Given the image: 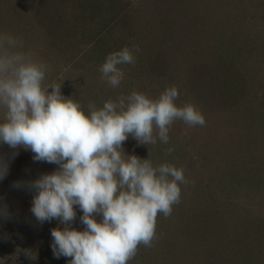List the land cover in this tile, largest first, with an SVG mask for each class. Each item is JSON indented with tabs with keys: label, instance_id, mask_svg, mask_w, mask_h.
Segmentation results:
<instances>
[{
	"label": "rangeland",
	"instance_id": "1",
	"mask_svg": "<svg viewBox=\"0 0 264 264\" xmlns=\"http://www.w3.org/2000/svg\"><path fill=\"white\" fill-rule=\"evenodd\" d=\"M153 1L159 2L161 9L165 6V0ZM123 2L126 4L123 12L127 11L132 18L133 25H130L131 29H129L131 32H126L120 27L111 28L113 21L109 19L110 15H107L106 19L101 21L105 28L102 24H98L95 27L91 26V31L86 28L83 35L79 33V36L82 35V40H78L79 43L74 45L75 50L85 53L91 74L96 68L95 75L101 79L99 68L107 55L128 47L133 50L135 63L119 66L124 72V79L116 87V93L129 95L136 91L152 99L158 98L163 90L157 89L158 84L150 82V75L145 71L149 68L146 59L153 52L157 53V50H163L166 44L172 43V37L162 33L158 23L147 22L151 16L150 6L143 4L144 2L148 4L147 0ZM219 2L223 3L220 9L228 6L230 9H233L231 7L233 6L234 9L225 12L227 17L222 18L218 16L220 10L216 16V21H219L218 26L212 30L197 32L198 36L192 34L191 45L182 46L176 57L180 55L182 69H186L188 65L191 67V64L193 67L198 64L199 71H207L213 61L225 59L224 53H227L226 47L229 44L236 43L237 51L226 56V59L232 61L233 67H230L229 72L224 71L227 74H234L233 78L242 82V86L244 84V87L236 90L238 97L230 101V106L234 105L233 103L238 104L237 109L227 106L222 99L218 100L224 103L226 107L224 110L219 106L218 110L213 111L211 108L214 104H210L209 107L205 102L196 103L194 93L186 86H181L180 81L177 80L174 85L179 91L177 105L193 104L204 116L205 125L189 127L177 120L170 127L167 144L160 142L159 139L155 145L138 144L131 135L123 142L122 147L126 154L149 159L154 166L170 163L183 168L188 181L186 185H180V202L173 205L171 215L165 218L162 214H158L157 239L153 241L152 247L143 248L141 245L138 248L135 257L130 261L134 264H225L220 257L225 260L231 259L235 264H243V261L246 264L261 263H256L257 260L259 261L258 257L250 258V253L239 256L237 250H248V246H255L260 240H264V228L259 229L264 226V16L262 17L264 11H261L264 9V0H219ZM69 3L67 1L65 6L69 7ZM258 4H262L261 9L258 8ZM235 6L238 7L235 9ZM31 8L32 4H26L24 0H0V34L8 32L13 38L23 41L22 49H15L16 51H24L25 47L28 53L31 51L40 55L44 53L40 58L50 56L49 61H53L54 55H50V50L43 49V45L36 41L38 28L32 25L34 24L32 21L24 20L26 15H31ZM196 13H193L195 15L192 19L195 20L191 21L189 29L193 26L194 30L197 21L204 18L202 12ZM235 18L239 19L235 21ZM19 30L30 32L32 37H26L25 32H23L25 37L16 35ZM152 34L156 38H152ZM205 35L207 37L204 39ZM206 40L209 41L213 51L207 50L195 61L191 60L196 54L190 51L195 47H208ZM222 43H225V46ZM215 44L218 45L219 50L216 49ZM137 47L139 52L135 51ZM63 59L60 58L59 65L65 62ZM50 65H53V62ZM53 68L51 66L50 73L46 72L48 74L45 79L50 78L55 70L57 74L60 72L61 78L56 83H61L62 94L74 90L81 95H88L87 89L89 91L96 86L93 85L96 79H88V75L77 77L61 69V66L58 69ZM68 77L72 81L69 82ZM100 81L105 83L102 79ZM96 82L98 86H102L98 81ZM98 86L95 90L103 91ZM104 93L106 96H102L99 102H92L97 108L110 100L109 95ZM2 116L3 113L0 112V119ZM170 147L174 148V151L171 155H166V150ZM16 151L15 155L23 152H30L33 155L30 150L23 148ZM12 153L13 150L7 145L0 144V155L10 157L14 162ZM45 164L48 167L47 173L57 168L55 164L46 162ZM32 166L27 165L31 170ZM8 177L10 178V175ZM23 193L25 192L20 193V198ZM14 199L0 195V205H5L8 210L7 218H0V264H31L32 259H27L23 250L34 252L37 258L35 261L38 260L37 251L41 250L36 246L35 231L30 218L27 224V216L31 214V203L30 206L15 204L12 203ZM25 202H29L28 198H24ZM18 209H20L19 213ZM74 209L76 219L70 226L82 231L85 228L79 219L82 212L77 206H74ZM18 215L21 216L20 219ZM13 216H16L21 223L15 224L10 219ZM33 219L36 220L34 216ZM100 219V216L96 217L97 222ZM194 219L198 222V227H183ZM233 248L238 249L229 256ZM255 248L259 255L262 253L260 258L264 262V253L259 249L264 248V242ZM237 254L239 257L235 258Z\"/></svg>",
	"mask_w": 264,
	"mask_h": 264
},
{
	"label": "clouds",
	"instance_id": "2",
	"mask_svg": "<svg viewBox=\"0 0 264 264\" xmlns=\"http://www.w3.org/2000/svg\"><path fill=\"white\" fill-rule=\"evenodd\" d=\"M22 47V41L0 34V144L13 156L20 148L30 150L34 161L57 168L13 187L33 193L30 211L36 221L63 225L51 229L55 257L70 258L68 264H129L141 245L153 246L158 214L171 215L180 202V185L188 181L183 168L154 166L126 154L123 142L131 135L138 144L155 145L157 139L167 144L175 121L195 127L204 126L205 118L191 103L177 105L176 86L155 99L133 91L100 108L89 103L86 115L80 103L61 93V83L44 85L48 66L15 50ZM134 63L128 47L110 53L99 68L101 79L116 88L124 79L119 66ZM173 151L168 148L166 155ZM8 171L9 159L0 155V180ZM74 206L82 212V231L69 227L76 219ZM7 216L0 205V218Z\"/></svg>",
	"mask_w": 264,
	"mask_h": 264
},
{
	"label": "trees",
	"instance_id": "3",
	"mask_svg": "<svg viewBox=\"0 0 264 264\" xmlns=\"http://www.w3.org/2000/svg\"><path fill=\"white\" fill-rule=\"evenodd\" d=\"M24 1L26 2V4L28 3L32 4V8L30 12L31 15L30 16L26 15L24 17V20L26 19V21L29 20L32 21V23H34L32 25H35L39 31V33L36 35L37 36L36 41L39 42V44L43 45V49L50 50L49 51L50 55L51 54L54 55L53 61H49L50 56L49 58L44 57L43 59L40 57L44 55V53L40 55L38 52L31 51L29 53H31L32 59L37 62L45 63L48 66L49 73L51 72L50 71L51 66L57 69L61 66V69H64L65 71L69 72L72 76L77 75V77H79L81 75H88V79H96V81H98V83L102 85V86H98L97 82L95 81L93 83V85H96L94 86L95 88L93 87L89 91L87 89L88 95L85 94L81 95L77 91L73 90L72 92H66L65 94H63L64 96L70 97L75 102L80 103L86 115L88 114L87 109L89 103L92 102L94 103L96 101L99 102L102 96H106L104 92H106L109 95L108 98L110 100H115L117 97L121 96V94L116 93L117 91L116 88L109 86L108 84H106V82L103 83L102 81H100L101 79L97 78V75H95L97 71L96 68L95 70H93L94 73L91 74L89 64L86 63L85 53L82 51H76L74 45H77L79 43L84 31H86V28H88V30L91 31L92 29L90 30V27L91 26L95 27L98 24L99 25L102 24L101 21H103V19H106L107 15H110L109 19L113 21L111 28L120 27L122 29L124 28V31L126 30V32H131L129 31V29H131L130 25H133V22L131 23L132 18L129 17L127 11L123 12L126 9V4H124L123 2L124 0H35V1L24 0ZM67 1L70 2L69 7L65 6ZM147 3L148 4H146V2L143 3L144 5L150 6L149 10L151 11L150 13L151 16L150 18H148L147 22L149 23L152 22V24L158 23L159 28L162 30V33H167L172 37V43L166 44V47L163 50H157V53L153 52V54L150 57H147L146 59L147 63L146 62L145 63L149 65L148 66L149 70L146 68L145 71L150 75V79H149L150 82H154L158 84L159 88L157 89H159L160 91L162 90L164 91L169 86L170 87L174 86L175 82L178 80L180 81L181 86H186L188 90L194 93L195 97L194 96L193 97L196 103L205 102L209 105V107L210 104H214L213 108H211L213 111L215 109L218 110L220 107L221 110L226 109L224 103L219 101L218 99H222L227 106H230V101L238 97L237 96L238 93L236 92V90L241 89V87H244V84L242 86V82H239L238 80L233 78V76H235L234 74L231 73L227 74L224 71L226 70L229 72L231 69L230 67H233L232 61L226 59L227 58L226 56H228V54H231V52L237 51L236 49H238V45L236 43H231L232 45L229 44L230 46L228 45V47H226L227 53H224L225 59H217L213 61L212 64H210L211 65L210 69H208L207 71L205 70L199 71L198 64H196L195 67H193L192 64L191 67H189L188 65L187 68L189 70H187V68L182 69L183 64H181L179 61L180 55L176 57V53L179 52L182 46L184 47L187 44L188 47L189 45H191L190 39L192 34H196V36H198L197 32L200 31L202 32L206 30L208 31L210 29L212 30L213 28L217 27L218 26L217 23L219 21H216L217 19L216 16L220 10L221 13L218 16L220 18L227 17L225 12H229V10L232 11L234 7L231 6L233 9H230L229 6L220 9V7L223 6L222 5L223 3L220 4L219 0H172V1L165 0L164 2L165 6L163 7V9L160 8L159 2H154L153 0H147ZM194 4H198V6H194ZM261 5L262 4H258V8L261 9L262 7ZM237 7L238 6H235V9ZM261 11H264V9H262ZM195 12L197 13L202 12L204 18L199 19L197 21V25L193 30V26L190 29L188 28V26L192 20L193 21L195 20L192 19L193 16L195 15V14L193 15V13ZM263 16L264 14H262V17ZM238 19L239 18H235V21ZM105 27L106 26L103 25V28ZM23 32L27 33L26 31L19 30L16 33V35L25 37V34ZM29 33H27L26 36L28 38L32 37L31 33L30 34ZM79 33H81L82 35L79 36ZM5 34L10 35V33L8 32H5ZM124 35L125 34H123V36ZM151 37L156 38L154 34H152ZM206 37L207 36L205 35L204 39ZM206 42L208 47L206 46H202V48L195 47L193 51L189 50L191 53L196 54V57L194 59L191 58V60L195 61L198 56L204 55L207 50L211 52L213 51L211 48L212 46L209 45V41L206 40ZM222 45L225 46V43H222ZM215 46H217L216 49L219 50L218 45L215 44ZM169 48H171L173 52L169 50ZM23 52L28 53L27 48L25 49L24 47ZM60 58L61 59L64 58L65 60L64 59L63 60L65 62L59 65ZM52 62L53 65H50ZM47 74L48 73H46V75ZM55 74L58 76H55ZM59 75L60 72L57 74L55 70V73L52 74L50 78L48 77L47 79L44 80L43 82L44 85H50L52 83H56V81H59V79L61 78V76ZM82 80L84 82L86 81V79H82ZM70 81H72L71 78H69V82ZM97 86L103 91L97 92L95 90L97 89ZM49 91H51V89H49ZM122 95L127 96L128 94L123 93ZM84 96L86 98H84ZM92 97L94 99H92ZM85 99H88V101H86ZM233 104L234 105L230 107H233V109L236 110L237 109L236 106L238 104L237 103H233ZM23 153L14 155L13 158L14 162H12L13 160L10 159V157L9 158L6 157L9 159L10 162L9 171L6 178L0 180V195L8 196V198L10 199L14 197L15 199L13 200L12 203L15 204L19 203L21 205L30 206V203L32 204L33 193L29 191L26 187L15 188L13 187V184L14 182L17 181L27 182L30 180H35L41 174H46L47 173L46 171H48V167L46 166L45 162L34 161L33 155L30 152H23ZM33 164L35 165L32 166ZM27 165L32 166L33 171L29 169ZM9 175L10 178L8 177ZM21 192H25V193L21 194V198H20L19 196ZM24 198H28L29 202L24 203ZM19 212L20 209H18V213ZM28 216H27V221H28L27 224H29V218H30V221H32L31 224L33 225L35 231L34 240L37 244L36 246L38 248H41V250H38L36 254L38 256L39 261L38 260L35 261V259L34 261L31 260L32 261L31 264H68L70 258H65L63 256L59 258L55 257L53 255L52 247H51L52 245L51 229L63 228V225H61L58 222V220H54V221L52 220L50 222L46 221L43 224H41L33 219L32 213ZM17 217H19V219L21 218V216L19 215ZM17 217L13 216L10 219H12L15 222V224H17L18 222L21 223V221H19ZM24 223L26 224L25 220ZM198 225H199L198 222L194 219V220H190L188 225L183 227L186 228H190L192 226L198 227ZM3 227L6 228L5 226ZM69 227L72 228V226L70 225ZM263 228L264 226L259 229L262 230ZM261 242H264V240H260L259 244ZM259 244H256L255 246H248V250L245 251L244 249L240 251L237 250L238 248H233L232 250H230L231 255L229 256H232L233 251L237 250V253L239 252V256H244L245 254L250 253L251 254L249 256L250 258H254V257L259 258V261L257 260L256 263L261 262L260 264H264V262H262L263 259L260 258L262 257V253L259 255L257 252V248H255L256 246L258 247ZM142 247L146 248L143 245ZM259 249H261V252L263 251L264 253V248H259ZM239 256L237 254L235 258ZM220 259L225 264H231V263L235 264L234 262H232L231 259L225 260L222 257H220ZM243 262H244L243 264H246L245 261ZM129 264H134V263L129 261Z\"/></svg>",
	"mask_w": 264,
	"mask_h": 264
}]
</instances>
